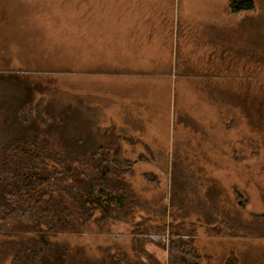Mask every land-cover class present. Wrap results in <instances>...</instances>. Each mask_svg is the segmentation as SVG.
<instances>
[{"label":"rangeland","instance_id":"1","mask_svg":"<svg viewBox=\"0 0 264 264\" xmlns=\"http://www.w3.org/2000/svg\"><path fill=\"white\" fill-rule=\"evenodd\" d=\"M78 1L0 0V136L12 110L25 105L23 121L56 140L49 152L57 156L79 151L72 143L80 140L90 148L91 139L103 145L110 137L112 157L119 147L117 159L132 163L134 174L123 181L141 206L121 220H102L98 207L86 223L68 211L80 232H51V248L68 252L65 264H171V234L201 255L202 264H228L231 258L235 264H264V0H253L251 11L232 13V79L225 93L216 87L204 96L175 90L168 96L172 103L162 135L151 137L152 151L126 139L116 147L114 136H107L113 129L82 121V96L73 93L89 86L54 71L64 70L54 63L62 41L59 47L50 42L53 47L40 48L47 29H56L54 39L63 40V11L79 6ZM39 60L48 63H31ZM17 71L24 74L14 76ZM83 168L87 174L93 171ZM67 201L71 209L77 204ZM30 237L38 235L0 233V243Z\"/></svg>","mask_w":264,"mask_h":264},{"label":"crops","instance_id":"2","mask_svg":"<svg viewBox=\"0 0 264 264\" xmlns=\"http://www.w3.org/2000/svg\"><path fill=\"white\" fill-rule=\"evenodd\" d=\"M78 2L63 11V40L47 29L40 48L62 41L54 63L64 70L54 71L89 86L73 94L82 96L80 119L90 127L117 129L152 151L151 137L163 133L169 95L204 96L211 87L224 94L231 83V0L227 6L225 0Z\"/></svg>","mask_w":264,"mask_h":264},{"label":"trees","instance_id":"3","mask_svg":"<svg viewBox=\"0 0 264 264\" xmlns=\"http://www.w3.org/2000/svg\"><path fill=\"white\" fill-rule=\"evenodd\" d=\"M253 9V0L231 1V10L235 14ZM13 74L24 73L17 71ZM25 108V105L14 108L11 121L7 120L6 128L1 130L0 233L11 235L21 231L35 233L38 237L19 241L8 239L0 243V264L7 261L11 264H65L68 252L52 249L48 236L51 232H80L68 211L78 213L86 223L98 207L102 208V220H121L126 213L141 206L123 181V176L134 174L132 163L117 159L121 153L117 141H128L129 138L116 135L114 129L107 132V136H114L117 147L113 151L114 157L110 154V137L109 145H98L96 139L88 140L92 143L90 148L84 147L80 140V143H72L79 151L57 156L49 152L56 140L42 135L40 127L23 121L26 120ZM49 162L53 165L49 166ZM86 165L93 169L89 174L83 168ZM57 195L63 199H58ZM69 198L77 203L76 206L71 204L72 209L66 207ZM177 238L169 235L171 264H202L203 257L193 248L175 241ZM234 261L235 258H231L228 264H235Z\"/></svg>","mask_w":264,"mask_h":264}]
</instances>
